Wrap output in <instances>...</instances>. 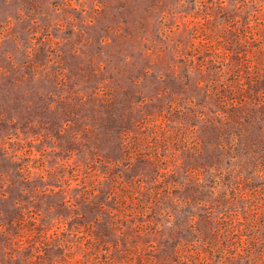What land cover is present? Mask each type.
<instances>
[{
    "label": "rangeland",
    "instance_id": "1",
    "mask_svg": "<svg viewBox=\"0 0 264 264\" xmlns=\"http://www.w3.org/2000/svg\"><path fill=\"white\" fill-rule=\"evenodd\" d=\"M0 264H264V0H0Z\"/></svg>",
    "mask_w": 264,
    "mask_h": 264
}]
</instances>
